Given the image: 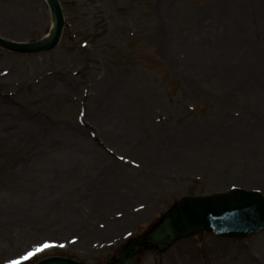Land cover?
<instances>
[{"label":"rangeland","instance_id":"374dc122","mask_svg":"<svg viewBox=\"0 0 264 264\" xmlns=\"http://www.w3.org/2000/svg\"><path fill=\"white\" fill-rule=\"evenodd\" d=\"M58 1L63 27L52 51L0 47V264L44 242L64 247L24 264H107L185 196H264V85L240 87L222 72L264 75V0ZM49 30L46 0H0L1 40L29 44ZM100 88L126 98L122 144L112 141L116 129L85 116L95 98L103 102ZM71 132L107 159L89 173L79 161L67 176L47 171ZM134 259L264 264V231L242 240L193 234Z\"/></svg>","mask_w":264,"mask_h":264},{"label":"water","instance_id":"95a60500","mask_svg":"<svg viewBox=\"0 0 264 264\" xmlns=\"http://www.w3.org/2000/svg\"><path fill=\"white\" fill-rule=\"evenodd\" d=\"M54 14L55 29L50 41L32 44H12L0 39V47L19 54H38L52 51L61 35L62 13L57 0H47ZM264 230V197L254 191L232 189L223 194L205 198L185 197L165 215L147 235L130 241L120 256L109 264H137L131 259L141 244L153 245L159 250L168 248L185 236L209 232L239 239ZM37 264H79L75 261L52 257Z\"/></svg>","mask_w":264,"mask_h":264},{"label":"bare ground","instance_id":"6f19581e","mask_svg":"<svg viewBox=\"0 0 264 264\" xmlns=\"http://www.w3.org/2000/svg\"><path fill=\"white\" fill-rule=\"evenodd\" d=\"M54 29H55V18H54V14L50 11V30L49 33L44 37V41H50L51 38L53 37V33H54ZM261 69V68H260ZM226 71L225 69L222 71L223 75L225 74L226 76H228L230 78V80L235 81V84H237V86L240 87H245L247 89H251L252 86H259V85H264V75L262 74V71L260 70H250L251 73L255 72L257 74H260L258 76V78L256 79V81H249L251 74H249L247 76V79L245 80H240L237 77V73L233 74V70L231 67H229L228 72H224ZM250 71H246V72H250ZM242 70H240L238 73H241ZM256 74V75H257ZM262 74V75H261ZM114 90H117L116 88ZM104 97L103 102L101 103L99 98H95L96 100V104L94 106H91L90 108L86 109V113L85 116L88 119L89 117L92 119H88L90 120V122L92 121V123L94 125H96V128H103V124L101 125V123H105L106 126L109 127H113V129H116V134H115V140H118V143L122 144V142H126L127 138V133L130 135V132L126 133L125 126L123 123V120L121 119V116L119 115V111L118 110V105H120L122 102L123 104H125L126 102V98L123 96V94H118L117 91H109L108 93L105 94V89L104 88H100L99 92L97 94V97ZM97 105V108H96ZM89 109V110H88ZM103 121V122H102ZM101 122V123H100ZM101 126V127H100ZM127 127V126H126ZM112 129V128H110ZM106 136H109V134H106ZM68 145L67 147H63L64 149H73L72 152L70 153H65L62 155V153L65 152L64 149H61V152H59V149H57L54 153V155L57 158H60L58 160H53L51 161L52 158L48 159V162L50 163L51 166L47 167V171H51L52 169L53 174L54 173H59L62 172V174H66L69 175L71 173H73L74 171H72L74 169V162H80L82 165H78L79 163H77L78 167L80 170L88 172L89 173V165L91 164H95L99 161H104V158L107 159V157H105L101 151H99L96 148H93L91 144H89L88 141H86L85 139L82 138H78L75 136L74 133L71 132V134H68ZM56 138V137H55ZM117 147H122L121 145L116 144ZM129 148V146H126ZM125 147V148H126ZM61 148V147H60ZM120 149V148H118ZM127 149V148H126ZM53 156V157H55ZM67 158V159H66ZM59 161V162H58ZM63 162H66L65 165L63 164ZM114 164V163H113ZM53 165V166H52ZM57 166V167H56ZM116 166V165H115ZM104 169H112L111 165L106 164L105 166H103ZM76 170V169H75ZM42 177H48V174H41ZM51 175V174H50ZM52 177V176H51ZM46 187L47 186H43V190L46 191ZM51 188V187H49Z\"/></svg>","mask_w":264,"mask_h":264},{"label":"snow or ice","instance_id":"6c2138e0","mask_svg":"<svg viewBox=\"0 0 264 264\" xmlns=\"http://www.w3.org/2000/svg\"><path fill=\"white\" fill-rule=\"evenodd\" d=\"M123 159V157H121ZM52 247H64V245H54L48 242L38 244L36 247H33L30 251L25 252L23 255H20L17 259H9L6 261V264H24L25 261H28L36 254L44 251L45 249Z\"/></svg>","mask_w":264,"mask_h":264}]
</instances>
